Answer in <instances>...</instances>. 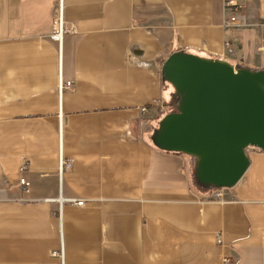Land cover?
Returning <instances> with one entry per match:
<instances>
[{"label":"crops","instance_id":"obj_1","mask_svg":"<svg viewBox=\"0 0 264 264\" xmlns=\"http://www.w3.org/2000/svg\"><path fill=\"white\" fill-rule=\"evenodd\" d=\"M235 1L62 0L56 41L58 0H0V264H264V152L217 199L151 141L171 54L264 70V0Z\"/></svg>","mask_w":264,"mask_h":264},{"label":"water","instance_id":"obj_2","mask_svg":"<svg viewBox=\"0 0 264 264\" xmlns=\"http://www.w3.org/2000/svg\"><path fill=\"white\" fill-rule=\"evenodd\" d=\"M161 75L177 103L158 123L153 145L194 159L201 187H234L249 167L246 150L264 152V70L176 52Z\"/></svg>","mask_w":264,"mask_h":264},{"label":"built area","instance_id":"obj_3","mask_svg":"<svg viewBox=\"0 0 264 264\" xmlns=\"http://www.w3.org/2000/svg\"><path fill=\"white\" fill-rule=\"evenodd\" d=\"M223 7H224V10L227 14V20L225 22V27L236 26L238 23L237 22V15L241 11V5L239 3H237L235 0H224ZM67 31H69V30H66L64 28V24H63L62 0H58L57 17L54 20V30L51 34V39L56 40V41H61L63 34ZM223 47H224V53L226 56H228V57L234 56L235 48L230 42L225 41L223 44ZM142 111H144V109ZM60 166H61V168L64 167L66 169H70L71 161L63 162L61 160ZM22 169H23V167H21V170ZM19 185L24 187L25 189L29 186L28 182L23 178L19 180ZM223 190L224 189H216L213 192V197L217 198V199H222L223 198ZM67 202L75 204L78 207L83 206V203H84L81 200H67ZM263 241H264V233H263ZM217 242L218 243L221 242L219 238L217 239Z\"/></svg>","mask_w":264,"mask_h":264},{"label":"trees","instance_id":"obj_4","mask_svg":"<svg viewBox=\"0 0 264 264\" xmlns=\"http://www.w3.org/2000/svg\"><path fill=\"white\" fill-rule=\"evenodd\" d=\"M176 103H177V100L176 99H171L167 104V108H168V111H172L175 109L176 107ZM194 164V161L192 158H190L189 160V172H190V179H191V185L193 186V188L200 192V193H205V194H210L212 193L214 190V188H204V187H201L199 184H197V182L195 181V178H194V168H193V165Z\"/></svg>","mask_w":264,"mask_h":264},{"label":"rangeland","instance_id":"obj_5","mask_svg":"<svg viewBox=\"0 0 264 264\" xmlns=\"http://www.w3.org/2000/svg\"><path fill=\"white\" fill-rule=\"evenodd\" d=\"M167 84H168V83H166V85H167ZM169 85H170V84H168V87L171 86V85H170V86H169ZM173 111H175V109H174ZM170 112H172V111H170ZM193 161H194V159H193ZM193 165H194V164H193ZM193 168H194V166H193ZM214 191H215V190H214ZM214 191H213V192H214Z\"/></svg>","mask_w":264,"mask_h":264}]
</instances>
